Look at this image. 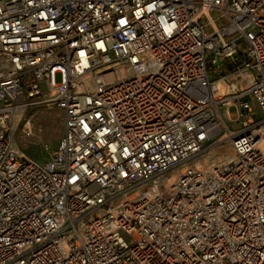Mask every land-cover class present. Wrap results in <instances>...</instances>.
Wrapping results in <instances>:
<instances>
[{"label":"built area","instance_id":"1","mask_svg":"<svg viewBox=\"0 0 264 264\" xmlns=\"http://www.w3.org/2000/svg\"><path fill=\"white\" fill-rule=\"evenodd\" d=\"M262 113L264 0H0V264H264Z\"/></svg>","mask_w":264,"mask_h":264},{"label":"rangeland","instance_id":"2","mask_svg":"<svg viewBox=\"0 0 264 264\" xmlns=\"http://www.w3.org/2000/svg\"><path fill=\"white\" fill-rule=\"evenodd\" d=\"M54 78L56 82H59L60 74L56 73ZM25 120H29V126L24 127ZM228 124L232 129L240 126L239 123L229 122ZM62 130V113L55 106L41 104L24 106L15 112L12 120V144L19 152L34 158L37 162H43L47 157V150L44 149V146H56ZM231 152L230 146L223 143L217 148L206 149L200 160L222 159Z\"/></svg>","mask_w":264,"mask_h":264},{"label":"bare ground","instance_id":"3","mask_svg":"<svg viewBox=\"0 0 264 264\" xmlns=\"http://www.w3.org/2000/svg\"><path fill=\"white\" fill-rule=\"evenodd\" d=\"M26 125L29 126V123L27 122Z\"/></svg>","mask_w":264,"mask_h":264}]
</instances>
